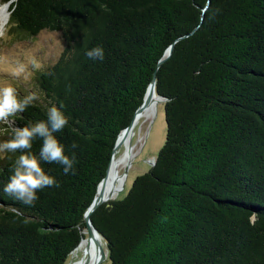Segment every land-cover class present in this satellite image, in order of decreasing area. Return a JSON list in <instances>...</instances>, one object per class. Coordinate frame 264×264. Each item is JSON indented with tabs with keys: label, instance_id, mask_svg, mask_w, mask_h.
I'll use <instances>...</instances> for the list:
<instances>
[{
	"label": "trees",
	"instance_id": "trees-1",
	"mask_svg": "<svg viewBox=\"0 0 264 264\" xmlns=\"http://www.w3.org/2000/svg\"><path fill=\"white\" fill-rule=\"evenodd\" d=\"M1 2L16 36L57 31L65 44L38 71L34 104L0 123V140L62 105L69 124L54 135L76 164L69 175L42 164L59 187L24 206L2 191L19 153L0 159V264L68 262L154 76L164 142L122 198L90 215L109 264H264V0ZM96 46L103 61L85 55Z\"/></svg>",
	"mask_w": 264,
	"mask_h": 264
},
{
	"label": "clouds",
	"instance_id": "clouds-1",
	"mask_svg": "<svg viewBox=\"0 0 264 264\" xmlns=\"http://www.w3.org/2000/svg\"><path fill=\"white\" fill-rule=\"evenodd\" d=\"M85 55L92 61H103L105 58L102 46L87 50ZM30 63L33 70L41 68L34 59ZM26 73L27 66L19 64L12 70L11 76L19 78ZM37 99L34 92L21 97L11 83L0 85V123L23 113ZM62 107L53 104L47 109L45 120L24 127H13L8 138L0 140V159L5 154H11L7 158L12 159L13 155L19 153L15 155L11 175L2 191L24 206H33L39 199L38 193L46 188L59 187L56 178L46 172L42 164L56 163L62 166L65 175L75 174V155L70 157L66 154L65 146L54 135L69 124ZM37 138L42 140L38 155L31 152L33 141Z\"/></svg>",
	"mask_w": 264,
	"mask_h": 264
},
{
	"label": "rangeland",
	"instance_id": "rangeland-1",
	"mask_svg": "<svg viewBox=\"0 0 264 264\" xmlns=\"http://www.w3.org/2000/svg\"><path fill=\"white\" fill-rule=\"evenodd\" d=\"M2 4L3 3L0 0V6ZM6 8L8 12V20L4 26H1L0 24V85L6 83L13 84L21 97L28 95L30 92H34L38 96L37 73L38 71L45 69L57 59L65 42L60 32L49 30H42L33 36H16L14 32H11L9 26V5H7ZM33 59L41 65L39 70H33L31 68L30 62ZM19 64L27 66V73L19 78H15L11 76V72ZM150 120L143 124L141 133L144 136L143 141L138 145L137 152H135V156L128 168L127 178L124 185L120 188L117 199L122 198L127 193L132 180L137 175L150 168L151 162L154 160V157L164 142L166 127L164 121L163 101L159 100L155 117L151 121ZM6 122L12 125L13 120L9 119V121ZM137 125L133 129V133L136 132ZM120 148L121 147L119 146L118 150ZM98 243L105 255V258L100 264H109L107 249L103 239H99ZM98 253L100 254L99 249ZM70 261L71 254L66 262L70 263Z\"/></svg>",
	"mask_w": 264,
	"mask_h": 264
},
{
	"label": "bare ground",
	"instance_id": "bare-ground-1",
	"mask_svg": "<svg viewBox=\"0 0 264 264\" xmlns=\"http://www.w3.org/2000/svg\"><path fill=\"white\" fill-rule=\"evenodd\" d=\"M6 7L7 6L5 4L0 6L1 26H4L8 20V12ZM159 100L162 101V98L154 94L150 105L144 108L142 112L135 117L130 131L123 136H120L121 148L119 150L117 149L114 153L107 173V184L105 191L109 196H111V199L118 198L120 188L124 185L128 173L127 172L125 175L123 174L124 167L128 163L131 164V161L135 156V152H137L136 150L138 145L142 143L144 138V136L141 134L143 124L155 117L157 103ZM136 125V132L133 133V129ZM84 232L87 235L82 236L78 245L71 252L70 263L66 264H95L96 260L98 259V249L100 248L98 242L102 237L99 234L89 235L86 230Z\"/></svg>",
	"mask_w": 264,
	"mask_h": 264
},
{
	"label": "water",
	"instance_id": "water-1",
	"mask_svg": "<svg viewBox=\"0 0 264 264\" xmlns=\"http://www.w3.org/2000/svg\"><path fill=\"white\" fill-rule=\"evenodd\" d=\"M5 4L6 6L9 5V2L7 3H3ZM171 50H172V45H170L167 50L165 51L164 53V56L160 59L159 63H162L164 61V59L166 57H168L171 53ZM156 94L155 92V76L151 79L146 91H145V94H144V97H143V101L141 103V105L136 109L135 113H134V116L130 122V124L128 126H126L124 129H122V131L119 133L118 137H117V140L115 142V145L113 147V152H112V157L109 161V164L106 168V172H105V175L102 177V179L99 181L98 185H97V188H96V191H95V194H94V197L91 201V203L88 205V207L86 208V211L84 213V220L86 222V231L89 235H93V234H100V232L98 231V229L94 226V224L92 223L91 221V213L98 207L100 206L102 203H105V202H109L111 200H114V199H111V196L108 195V193H106L105 191V187H106V184H107V173H108V169H109V165L111 163V160L113 158V155L114 153L116 152V150L119 148V146L121 145V139H120V136L128 133L132 127V124H133V121L135 119V117L137 115H139L142 110L146 107H148L151 103V100H152V97L153 95ZM158 97H161L162 98V101H165V98L156 94ZM154 161L151 162V165H153ZM130 166V163H128L125 167H124V170H123V174L125 175L127 172H128V168ZM102 237V236H101ZM99 257L98 259L96 260L95 264H100V262L105 258V255L103 253V251L101 250V248H99Z\"/></svg>",
	"mask_w": 264,
	"mask_h": 264
}]
</instances>
